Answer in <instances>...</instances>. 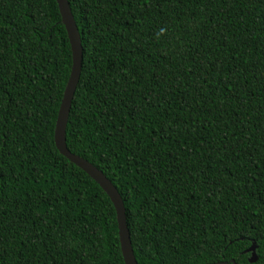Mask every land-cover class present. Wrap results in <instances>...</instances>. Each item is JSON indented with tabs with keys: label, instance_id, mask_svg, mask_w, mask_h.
Listing matches in <instances>:
<instances>
[{
	"label": "trees",
	"instance_id": "1",
	"mask_svg": "<svg viewBox=\"0 0 264 264\" xmlns=\"http://www.w3.org/2000/svg\"><path fill=\"white\" fill-rule=\"evenodd\" d=\"M68 1L67 147L118 190L137 263L264 264V0ZM72 66L56 0H0V264H126L55 144Z\"/></svg>",
	"mask_w": 264,
	"mask_h": 264
},
{
	"label": "water",
	"instance_id": "2",
	"mask_svg": "<svg viewBox=\"0 0 264 264\" xmlns=\"http://www.w3.org/2000/svg\"><path fill=\"white\" fill-rule=\"evenodd\" d=\"M62 16V23L66 28L72 50L73 66L68 84L65 89L64 97L58 113L55 144L62 156L67 158L71 163L80 168L90 176L110 198L117 214L119 239L122 255L126 264H138L135 258L134 249L131 241V234L128 227L126 209L124 201L118 190L107 177L88 161L72 154L67 147V127L69 123L72 102L74 100L78 84L82 75L84 49L82 39L73 16L71 6L68 0H56ZM255 245L250 249L252 253L250 262H256ZM235 264V262H233ZM226 264V263H220Z\"/></svg>",
	"mask_w": 264,
	"mask_h": 264
}]
</instances>
